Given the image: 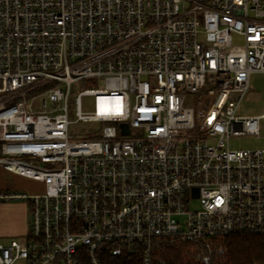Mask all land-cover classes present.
<instances>
[{
    "label": "built area",
    "instance_id": "built-area-1",
    "mask_svg": "<svg viewBox=\"0 0 264 264\" xmlns=\"http://www.w3.org/2000/svg\"><path fill=\"white\" fill-rule=\"evenodd\" d=\"M257 73L264 0H0V169L38 187L0 193L31 206L0 264L264 234V147L230 148Z\"/></svg>",
    "mask_w": 264,
    "mask_h": 264
},
{
    "label": "trees",
    "instance_id": "trees-1",
    "mask_svg": "<svg viewBox=\"0 0 264 264\" xmlns=\"http://www.w3.org/2000/svg\"><path fill=\"white\" fill-rule=\"evenodd\" d=\"M223 253L214 251L211 264H264V234L231 235L215 242ZM101 264H143L140 251L113 256L100 254ZM153 264H203L202 248L188 242L161 245L154 249Z\"/></svg>",
    "mask_w": 264,
    "mask_h": 264
},
{
    "label": "rangeland",
    "instance_id": "rangeland-1",
    "mask_svg": "<svg viewBox=\"0 0 264 264\" xmlns=\"http://www.w3.org/2000/svg\"><path fill=\"white\" fill-rule=\"evenodd\" d=\"M243 40L240 37H234V43L242 44ZM86 102L90 103L86 99ZM264 112V73H257L251 77V89L247 99L242 103L241 114L243 116H250L255 114H260ZM264 147V139L246 135L233 137L230 140V148L233 150H248ZM1 184L3 186L0 193L3 194H32L38 190L32 182H28L21 178H15L13 175L6 173L0 175ZM5 201V200H2ZM6 201H14L26 203L28 207V212L30 216L31 206L26 200L12 199ZM198 203L196 201L192 202L191 209H197Z\"/></svg>",
    "mask_w": 264,
    "mask_h": 264
},
{
    "label": "crops",
    "instance_id": "crops-1",
    "mask_svg": "<svg viewBox=\"0 0 264 264\" xmlns=\"http://www.w3.org/2000/svg\"><path fill=\"white\" fill-rule=\"evenodd\" d=\"M0 175L5 177L6 172L0 169ZM29 219L26 203L0 200V241L24 236L29 230Z\"/></svg>",
    "mask_w": 264,
    "mask_h": 264
},
{
    "label": "water",
    "instance_id": "water-1",
    "mask_svg": "<svg viewBox=\"0 0 264 264\" xmlns=\"http://www.w3.org/2000/svg\"><path fill=\"white\" fill-rule=\"evenodd\" d=\"M126 126V125H125Z\"/></svg>",
    "mask_w": 264,
    "mask_h": 264
}]
</instances>
